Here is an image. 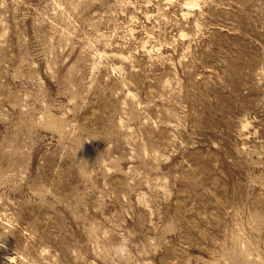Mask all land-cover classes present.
<instances>
[{"label":"rangeland","instance_id":"1","mask_svg":"<svg viewBox=\"0 0 264 264\" xmlns=\"http://www.w3.org/2000/svg\"><path fill=\"white\" fill-rule=\"evenodd\" d=\"M0 264H264V0H0Z\"/></svg>","mask_w":264,"mask_h":264}]
</instances>
